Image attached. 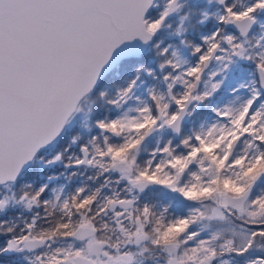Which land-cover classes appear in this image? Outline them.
Returning a JSON list of instances; mask_svg holds the SVG:
<instances>
[{
  "label": "snow or ice",
  "instance_id": "1",
  "mask_svg": "<svg viewBox=\"0 0 264 264\" xmlns=\"http://www.w3.org/2000/svg\"><path fill=\"white\" fill-rule=\"evenodd\" d=\"M0 264H264V0H0Z\"/></svg>",
  "mask_w": 264,
  "mask_h": 264
}]
</instances>
